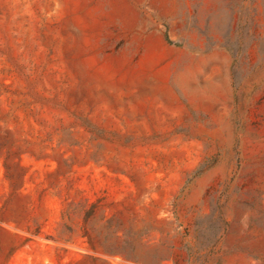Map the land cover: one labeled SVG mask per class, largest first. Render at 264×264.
<instances>
[{"label": "rangeland", "instance_id": "obj_1", "mask_svg": "<svg viewBox=\"0 0 264 264\" xmlns=\"http://www.w3.org/2000/svg\"><path fill=\"white\" fill-rule=\"evenodd\" d=\"M0 264H264V0H0Z\"/></svg>", "mask_w": 264, "mask_h": 264}]
</instances>
